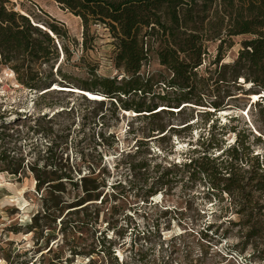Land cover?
Masks as SVG:
<instances>
[{"label":"rangeland","instance_id":"obj_1","mask_svg":"<svg viewBox=\"0 0 264 264\" xmlns=\"http://www.w3.org/2000/svg\"><path fill=\"white\" fill-rule=\"evenodd\" d=\"M5 1L8 9L19 13L25 6H36L44 15L42 25L54 19L36 0ZM63 24L78 43L65 41L71 52L66 59L60 53L61 43L54 40L59 57L38 66L40 87L26 88L8 66H0V264H187V252L204 264H264V215L249 219L224 211L231 197L212 195L203 176H189L179 166L171 167L167 184L153 183L169 165L186 162L187 153L202 152V136L213 135L212 142L218 144L210 150L213 156L241 137L244 148L260 155L264 171V124L258 119V107L254 108L263 92L249 85L246 91L233 89L238 98L226 106L228 112H215L208 120L205 107H185V103L174 109L157 106L149 113H136L124 112L115 101L110 104V98L90 102L78 92L50 89L44 93L41 89L50 88L53 82L60 88H79L92 79L90 71L118 78L122 72L113 66L114 46L104 27L91 26L92 40L84 48L82 24L78 37ZM241 39L233 37L234 45L224 62L236 57ZM214 48L210 45L209 50L214 52ZM59 62L60 73L72 84H65L56 72ZM206 67L200 68L201 74ZM157 71L163 67L153 58L141 65L139 73L146 76ZM251 93L259 95L253 98ZM145 97L146 102L152 98ZM261 103L264 107V98ZM214 124L213 133L208 134ZM253 161L249 158L243 169L255 165ZM137 163H147L146 172L155 178L132 170L130 164ZM14 170L18 173H11ZM64 174L77 185L69 183ZM36 176L44 181L39 189ZM84 176L105 183L99 196L100 200L106 194L103 203L62 205L60 211L61 205L54 204L82 195L80 178ZM149 189L157 193L143 203L137 194ZM86 204L85 212L73 213ZM260 204L264 207V197ZM83 213L93 220L88 226L78 221ZM251 230L257 232L256 237H247ZM173 245L175 253L171 252ZM92 249L95 252L87 254Z\"/></svg>","mask_w":264,"mask_h":264},{"label":"trees","instance_id":"obj_2","mask_svg":"<svg viewBox=\"0 0 264 264\" xmlns=\"http://www.w3.org/2000/svg\"><path fill=\"white\" fill-rule=\"evenodd\" d=\"M52 1L60 9L80 18L81 44L84 48L92 40V25L104 27L112 39V63L116 70L122 71L120 77L99 76L90 71L93 77L90 81L82 82L79 87L81 91L110 98V104L113 105L115 101L120 109L136 113H149L157 106L174 109L188 103L205 107L203 114L208 120L215 112L231 105L232 99L238 98L234 90L246 91L245 85H249V89L263 92L254 101L257 102L254 108L258 107V119L264 124V107L261 103L264 98V0ZM5 2L0 0V66H8L26 88L37 89L41 85L38 66L48 65L59 57L54 40L61 43L60 53L66 59L71 52L65 41L70 40L74 45L78 41L68 36L63 22L52 19V22L44 25L48 29L45 30L34 25L25 14L8 9ZM237 36L242 37L237 55L232 61L224 62L226 52L234 45L232 39ZM210 45H214V52L209 50ZM153 58L163 67V71L142 76L139 73L141 65L148 64ZM206 64L201 74L200 68ZM60 65L61 62L56 67L59 77L65 84H72L69 77L60 73ZM62 87L75 89L71 85ZM155 88L160 89L162 94L155 93ZM148 95L152 98L146 102L145 96ZM81 97L95 102L84 95ZM215 126L212 125L208 134L213 133ZM218 128L223 130L224 126ZM239 138L235 139L233 145L223 148L218 156H213L210 150L217 148L218 144L212 142L213 135L205 139L202 136V152L194 150L192 155L187 153L186 162L169 165L153 183L160 181L161 185L167 184L171 181V167L179 166L189 176H203L210 184L212 195L219 194L220 199H223L220 196L222 194L231 197L224 211H232L238 217L249 219L264 215L261 214L264 207L260 204L264 197V171L262 162H259L260 155H253L248 148H244ZM257 139L260 140L259 137ZM195 153L199 154L194 156ZM249 158H253L256 164H250L247 170L243 169L244 165L249 164ZM1 160L4 161L3 158ZM130 167L146 177L155 178L146 172L147 163L130 164ZM156 168L152 172H156ZM11 173L18 172L14 170ZM65 178L73 186L77 185L72 177L66 175ZM43 184L44 181L41 182L40 177L36 176L37 189ZM80 184L82 195L65 204L61 200L54 204L57 207L61 205L60 211L63 210L62 205L77 207L91 200L103 203L106 194L99 200L100 187L105 186L102 180L84 176L80 178ZM156 193L149 189L137 195L142 197L143 203H147L148 197ZM87 205L72 211L75 214L85 212ZM88 215L83 213V217L78 220L80 225L88 226L93 221ZM229 223L232 222L229 220ZM210 227L207 226L206 230ZM154 229L158 230V226L155 225ZM248 234V238L257 236V232L252 230ZM202 236L201 239H205L207 235L202 233ZM172 248L171 252L175 253L176 247L173 245ZM94 252L92 249L87 254L92 255ZM185 258L187 264H194V261L204 264L201 258L189 256V252Z\"/></svg>","mask_w":264,"mask_h":264},{"label":"bare ground","instance_id":"obj_3","mask_svg":"<svg viewBox=\"0 0 264 264\" xmlns=\"http://www.w3.org/2000/svg\"><path fill=\"white\" fill-rule=\"evenodd\" d=\"M36 1L41 6V8L44 11H46L47 13H49L54 19L59 20L61 22H65V24L67 25L68 30H69V32H70V34L72 36L78 37L80 35V28H81V23L80 22H81V20H80L79 17L74 16L70 12H67V11H64V10L60 9L56 5V3L53 2L52 0H36ZM21 13L25 14L30 19H32L33 24L39 25L43 29L48 30L46 27H44V25H42L40 23V20L42 18H44V15L36 10V6H31L29 8L25 6V10L24 11L22 10ZM55 85H57V84H55ZM49 89L50 88H48V89L47 88H43V90L46 91L44 93H47L48 91H51ZM75 89L77 91H79V92H83L77 87H75ZM43 90L41 89L42 92H43ZM86 93H88V92H86ZM88 94L90 96L97 97L99 99L103 98L100 95H96L94 93H88ZM250 95L253 98H255V96L259 95V94L258 93H251ZM249 98H251V97H249ZM185 105H186L185 107L192 106V104H188V103H185ZM185 107H183V108H185ZM123 111L124 112H129V111H132V110H123ZM227 112H228V110H226V109L220 111V113H223V114H225ZM123 115H125V114L123 113ZM2 177H3L2 173H0V179H2Z\"/></svg>","mask_w":264,"mask_h":264},{"label":"water","instance_id":"obj_4","mask_svg":"<svg viewBox=\"0 0 264 264\" xmlns=\"http://www.w3.org/2000/svg\"><path fill=\"white\" fill-rule=\"evenodd\" d=\"M33 23V22H32ZM64 23V22H63ZM34 25H36V24H34ZM38 27H40L39 25H37ZM40 28H42V27H40ZM78 93H80V94H82V92H79V91H77Z\"/></svg>","mask_w":264,"mask_h":264}]
</instances>
